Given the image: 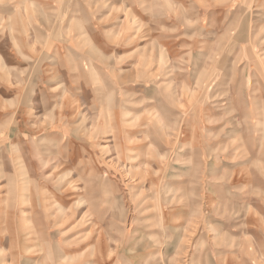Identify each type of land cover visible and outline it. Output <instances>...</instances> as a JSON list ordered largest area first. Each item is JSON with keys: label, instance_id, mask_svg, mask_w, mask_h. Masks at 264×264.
<instances>
[{"label": "rangeland", "instance_id": "374dc122", "mask_svg": "<svg viewBox=\"0 0 264 264\" xmlns=\"http://www.w3.org/2000/svg\"><path fill=\"white\" fill-rule=\"evenodd\" d=\"M0 223V264H264V0H0Z\"/></svg>", "mask_w": 264, "mask_h": 264}, {"label": "crops", "instance_id": "0c3cea01", "mask_svg": "<svg viewBox=\"0 0 264 264\" xmlns=\"http://www.w3.org/2000/svg\"><path fill=\"white\" fill-rule=\"evenodd\" d=\"M32 231H34V229H31ZM9 231V226L4 227V225L2 226V224L0 223V234L2 236H4L7 232ZM17 235V234H16ZM18 239V240H17ZM17 239H15V242L12 243V245L15 243V246H17L20 242L22 243L23 240V235H19L17 236ZM13 247V246H12Z\"/></svg>", "mask_w": 264, "mask_h": 264}]
</instances>
